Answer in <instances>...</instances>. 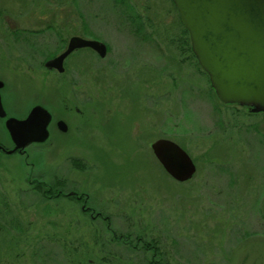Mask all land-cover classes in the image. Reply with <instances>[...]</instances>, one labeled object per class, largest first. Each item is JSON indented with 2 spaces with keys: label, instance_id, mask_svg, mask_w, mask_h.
<instances>
[{
  "label": "rangeland",
  "instance_id": "rangeland-1",
  "mask_svg": "<svg viewBox=\"0 0 264 264\" xmlns=\"http://www.w3.org/2000/svg\"><path fill=\"white\" fill-rule=\"evenodd\" d=\"M130 14L141 16L138 33ZM183 28L171 0H0L3 107L24 117L40 101L68 124L26 158L0 152V211L19 210L28 225L19 235L0 213V264H62L59 246L42 245L62 218L41 214L47 202L26 190L38 173L63 177L65 191L108 216L52 202L64 204V264H146L136 236L156 241L161 264H264V112L217 98ZM73 35L99 39L107 54L80 48L63 73L47 71L44 57ZM161 137L193 159L190 180L163 170L150 147ZM0 141L11 146L1 118Z\"/></svg>",
  "mask_w": 264,
  "mask_h": 264
},
{
  "label": "water",
  "instance_id": "water-1",
  "mask_svg": "<svg viewBox=\"0 0 264 264\" xmlns=\"http://www.w3.org/2000/svg\"><path fill=\"white\" fill-rule=\"evenodd\" d=\"M180 22L187 30L191 51L207 73L210 85L222 103L247 106L252 112H264V0H171ZM91 48L100 57L107 53L104 42L71 36L65 49L47 59L44 66L64 72V60L79 48ZM4 82L0 80V88ZM25 117L7 116L0 96V117L14 147L23 149L32 142L48 138L50 112L40 104L32 106ZM66 132L63 120L56 124ZM151 152L164 171L175 181L193 177L196 165L176 142L158 138Z\"/></svg>",
  "mask_w": 264,
  "mask_h": 264
},
{
  "label": "flooded vegetation",
  "instance_id": "flooded-vegetation-1",
  "mask_svg": "<svg viewBox=\"0 0 264 264\" xmlns=\"http://www.w3.org/2000/svg\"><path fill=\"white\" fill-rule=\"evenodd\" d=\"M49 28H50V26L48 25L47 26V29H49ZM15 32L18 33V36H19L20 32H17V31H15ZM29 32L30 33H33V35L37 33L36 31H29ZM105 45H106V48L105 49H107V52H108V48L109 47H108V45L106 43H105ZM89 49H91V48H89ZM63 50H64V47H62V50L60 52H62ZM73 51L75 52L76 50H73ZM91 51H93V53L97 54L94 50L91 49ZM59 53H57V54H59ZM57 54H55V55H57ZM55 55H53V56H51L49 58H52ZM43 62H45V61H43ZM43 62H42V64L44 66V63ZM46 70L49 71V72H54V73L61 74L56 69L46 68ZM4 86H5V83H4V85L1 86V88L3 89ZM1 88H0L1 101H4L3 98L5 96V93L1 92ZM37 104H40L43 107H45L50 112V114H51V119H50V122H49V124L47 126V129H48V133L49 134L47 135L48 138L45 141L36 142V143L35 142H32L29 145L35 144V146H36V145H42V144H44L50 138V136L52 134V130L57 131V133L60 134V135H64V133L67 134L68 129H67L66 132H63V131L59 130L58 126L56 125L57 122H58V120L65 121L64 120V116H58V117H56V115L54 116L53 111H50L40 101L34 102V104L32 106L37 105ZM84 105H85V103H84ZM82 107H83V104L80 105V108L77 107V106H75L74 109H75V111H77L79 113H83V110H81ZM245 107L247 108V110H248L249 113H253V112L250 111V108L249 107H247V106H245ZM83 108H85V107H83ZM67 109H69V108L67 107L66 110ZM7 116H15V117H18V118H23V117H19V116H16V115H13V114H8V113H7ZM1 119H4L5 120V118H1ZM66 124H67V122H66ZM10 141H11V146H6L4 144V142H1L0 141V152H3V153L5 152V154H17L21 158L22 157L23 158H26L27 157V154H28L26 148L29 145L26 146L23 149H16L12 153H8L7 151L10 150V149H12L14 147V143L12 142L11 139H10ZM26 164H27V162H26ZM31 165H33V164H31ZM28 183L30 184V186L26 190L32 191L33 194L39 195L40 200L45 201L48 204V205H45L43 207V209H41L39 212L41 214L47 215L49 217L50 216H60L62 218V220H61V226H60V230H61L60 231V234H58L56 237L55 236H52L51 239L50 238L48 239V241H42V243H44L42 245L43 246L49 245L51 248L52 247L54 248L56 246H59L60 249H61V254H62V264H64V251H63L64 250V230H63L64 229V209H63L64 204L61 203V208L60 209H56L55 208L56 207L55 205H57V204L52 205V204H54L52 202H55V201H57V199H59L61 197H64V196L68 200H75L78 203H80V212H81V214L84 217H89L91 219V221H95V219H102V218L104 220H107L106 218H108V216L103 215L100 211H97L94 208H92L88 204V198H87L88 195L85 194V193L79 192L74 186H72V188L69 189L68 191L67 190L65 191L64 187L66 186V183H65V179L63 177H60V179L58 177V179H55V180H53L51 182H47V181L43 180L42 177H41V175H39V173H38L37 176L36 175L35 176L30 175L29 178H28ZM4 201L6 202V200L2 199V202L0 201V204H2L4 207L5 206L8 207L7 204L6 205L4 204ZM48 202H50V204ZM55 203H57V202H55ZM0 213L1 214H4L5 218H7L6 221L8 222V225H10L11 228L13 227L15 230L18 229V234L22 232L21 230H23V231L25 230L24 227H22L21 225L25 224L26 226H28L26 224V221L22 219V215L20 214V211L19 210L17 211V210H8V209H5V210H1ZM35 213H36V211H35ZM106 228H108V227H106ZM39 238L40 237H36L37 240ZM43 246H40V249ZM42 256H45V255L42 254ZM38 258H39V256H38Z\"/></svg>",
  "mask_w": 264,
  "mask_h": 264
},
{
  "label": "trees",
  "instance_id": "trees-1",
  "mask_svg": "<svg viewBox=\"0 0 264 264\" xmlns=\"http://www.w3.org/2000/svg\"><path fill=\"white\" fill-rule=\"evenodd\" d=\"M132 21L133 22V26H134V32L138 33L142 30L143 28V25L141 22L139 23H136V21L139 19H141V16L139 14L137 15H129V18H132ZM87 25L84 26V29L87 30ZM184 32L188 35L187 33V30L185 28H183ZM190 44V43H189ZM188 44V41H187V46L189 48V51L190 53L193 55L192 51H191V47L190 45ZM64 45V41L62 40V44L61 46L63 47ZM54 54L52 55H49V56H46L44 57L43 61H45L47 58L53 56ZM194 56V55H193ZM198 64V63H197ZM73 164H75V166H79L78 163L74 162ZM86 166L81 165L80 168H85ZM107 219V218H106ZM108 222V221H107ZM114 237L116 239H119V242H121L122 244L124 243L126 246L130 245L132 243V240L130 239V235L129 234H119L117 235L115 232H114ZM134 239V238H133ZM136 240L137 241H141L140 242V248H142V251L143 253L145 254L144 256L147 257V262L146 264H161V257H162V254H161V250L159 249V247L157 246V243L156 241L154 240H148V241H145L143 239H141L140 237L136 236ZM131 246V245H130ZM135 246V245H134ZM136 247V246H135Z\"/></svg>",
  "mask_w": 264,
  "mask_h": 264
}]
</instances>
